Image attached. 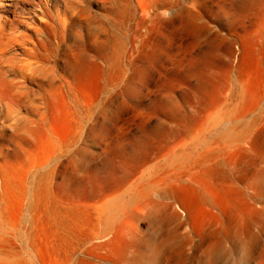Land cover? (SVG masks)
I'll list each match as a JSON object with an SVG mask.
<instances>
[{"label": "rangeland", "instance_id": "obj_1", "mask_svg": "<svg viewBox=\"0 0 264 264\" xmlns=\"http://www.w3.org/2000/svg\"><path fill=\"white\" fill-rule=\"evenodd\" d=\"M167 1L0 0V264H264V0Z\"/></svg>", "mask_w": 264, "mask_h": 264}, {"label": "bare ground", "instance_id": "obj_2", "mask_svg": "<svg viewBox=\"0 0 264 264\" xmlns=\"http://www.w3.org/2000/svg\"><path fill=\"white\" fill-rule=\"evenodd\" d=\"M233 1H234V0H230V3L232 4ZM167 2H168L167 0H156V3H155V4H156V5H159L161 8H163V7L167 4ZM152 4H153V3H152ZM159 16H160V14L158 15V17H159ZM171 25H172V24H171ZM170 27H171V26H170ZM170 27H169V28H170ZM225 39H226V38H225ZM93 44H94V43H93ZM231 63H232V62H231ZM72 66H73V63H72V61H70V62H69V67L72 68ZM222 132H223V131H222ZM226 135H227V133H226ZM220 137H221V136H220ZM228 138H229V137H228ZM186 155H187V154H186ZM191 155H192V154H191ZM187 157H188V156H187ZM189 157H190V156H189ZM191 157H192V156H191ZM191 157H190V158H191ZM190 158H189V159H190ZM47 164H48V163H47ZM135 182H136V181H135ZM148 186H149V185H148ZM148 186H145V187L148 188ZM148 189H149V188H148ZM136 190H137V189H136ZM150 192H151V191H150ZM138 193H139V192H138ZM135 196H136V195H135ZM136 197H137V196H136ZM131 199H132V198H131ZM132 203H133V202H132ZM156 203H157V202H156ZM106 231H107V230H105L103 233H106ZM104 235H105V234H104ZM105 236H106V235H105ZM105 236H104V237H105ZM110 236H111V235H110ZM175 259H176V258H175Z\"/></svg>", "mask_w": 264, "mask_h": 264}]
</instances>
